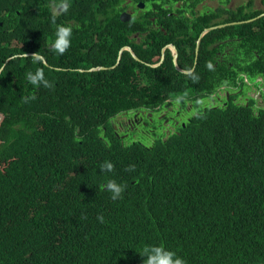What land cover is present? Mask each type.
Here are the masks:
<instances>
[{"label":"trees","instance_id":"obj_1","mask_svg":"<svg viewBox=\"0 0 264 264\" xmlns=\"http://www.w3.org/2000/svg\"><path fill=\"white\" fill-rule=\"evenodd\" d=\"M226 1L203 5L210 10L195 15L193 28L172 15L166 34L153 33L155 50H136L151 62L172 42L178 65L191 70L206 27L242 21L207 32L194 70L185 73L169 49L156 67L125 51L115 69L80 70L115 64L140 26L149 29L151 10L123 22L117 0H0V264H143L147 245L172 250L186 264H264V105L254 96L239 103L232 92L246 84L244 74L264 75V16L255 18L264 0L253 10L256 0L236 10L223 7ZM174 2L156 11L167 15ZM188 6L195 13L197 4L175 9ZM58 25L72 29L63 55L50 49ZM183 29L185 36L177 33ZM21 52H38L45 63ZM128 64L151 82L150 110L198 105L221 89L227 97L196 107L167 134L149 124L153 116L119 128L117 114L143 108L130 67L110 85V74ZM38 68L51 88L26 81ZM105 162L114 170L102 171ZM130 165L134 171H126ZM108 180L126 186L121 198L111 199Z\"/></svg>","mask_w":264,"mask_h":264},{"label":"clouds","instance_id":"obj_2","mask_svg":"<svg viewBox=\"0 0 264 264\" xmlns=\"http://www.w3.org/2000/svg\"><path fill=\"white\" fill-rule=\"evenodd\" d=\"M206 0H201V2L199 3V5L201 3H203ZM241 5V4H240ZM62 7L64 8V10H67V4L65 3L64 5H62ZM234 9L236 10L238 8V6H233ZM260 7H257L256 5L253 6V9H259ZM249 11V10H248ZM264 13V12H263ZM264 16V15H263ZM261 16V17H263ZM256 18V17H255ZM249 21H253L255 19L251 18L248 19ZM248 20H244V21H248ZM242 22L241 20H235V21H231V22H227V23H231V24H236V23H240ZM226 24V23H224ZM219 25V24H218ZM210 27V26H209ZM207 28V27H206ZM71 36H72V29L70 26H64V25H58L56 32H55V40L52 42V44L50 45V49L52 52L58 54V55H63L65 54V52L67 51V49L70 47L71 45ZM133 37L135 38V44L133 45H123L121 47L122 51L120 53L119 51V55L117 57V61L118 58H122V55L125 51H128L131 53V55L139 61L145 62L147 63L148 66L151 67H156L159 66L162 61V55L164 54V58H165V52L167 49H169L171 51L172 54H174V49H172V47L169 44H173L176 48V53L177 55L178 53V48L177 46L170 42L167 43L163 48H162V52H161V58L160 60H153L151 62H147L145 60L142 59V57H140L137 53L136 50H138V48L143 44L142 38H141V32L138 31L136 33L133 34ZM203 38V37H202ZM101 45V44H100ZM120 49V50H121ZM101 59L106 61L108 59H110L107 54L105 52L102 51V54L100 55ZM19 57L21 59H27L29 57V55L25 52H21L19 54ZM31 60L34 63H45L44 61V57H42L38 52L33 53L31 56ZM174 57V55H173ZM196 59V57H195ZM121 60V59H120ZM119 60V62H120ZM109 66H105V65H101L99 64L98 66H93L90 68H80V70H82L83 72H92V71H99V70H108V69H115L119 62ZM174 61V58H173ZM178 63V62H177ZM154 65V66H153ZM130 67V74H131V81L134 85L135 88V94L136 97L138 99V101L141 103V105L143 106L142 109L139 110H127V111H123L122 113L117 114V117L119 118L118 121L122 118V115H128V118H130V122L125 123V125H134V124H139L141 122H145V119L148 118L150 112L151 115L149 116V119L152 118V116L155 113V110L159 111V106L156 107V109L154 110H150L147 107H145L146 105H149L150 102L147 98L146 95V87H149V90H151V82H149L142 74V72L139 69L134 68L131 64L125 65L119 69H117L116 71H114L112 74H110L109 78H110V85L112 86V88L120 82V80L122 79L123 76V72L126 69V67ZM180 67V66H179ZM208 67L211 68L212 65L208 64ZM181 68V67H180ZM185 70V69H184ZM244 78L245 81L249 80V77L246 76L244 74ZM256 78H259L262 82V86L264 84V75H257L255 76ZM25 79L28 83H30L31 85H33L36 88H39L40 86H43L44 88H51L52 84L45 78V74L42 68H38L34 73L29 71L26 73ZM254 84V83H253ZM264 89V88H263ZM220 91V90H219ZM214 92V93H218ZM212 93V94H214ZM209 97V96H207ZM29 99H34V97H23L22 100L24 103H27ZM168 101L171 100V98L167 99ZM248 101V100H247ZM220 105V104H218ZM172 108H174V105H171ZM180 111V110H179ZM161 114H159L158 116L160 117ZM187 120H190L189 118ZM186 120V121H187ZM117 121V122H118ZM123 123H119V125H123ZM81 160V158H80ZM100 168L102 171H108L111 172L114 170V165L111 162H105L103 164L100 165ZM135 170V165H130L126 171H134ZM126 186L118 184L115 180H108L106 183V189L108 192L111 193V199L112 200H117L119 198L122 197V193L124 191ZM98 220H100L101 223H103L104 221V217L103 216H98L97 217ZM140 255L142 257H145V259L143 260V264H186V261L184 260V258L178 256L174 251L172 250H168L166 248H164L163 246H158V245H147L144 246L143 249L140 252Z\"/></svg>","mask_w":264,"mask_h":264},{"label":"rangeland","instance_id":"obj_3","mask_svg":"<svg viewBox=\"0 0 264 264\" xmlns=\"http://www.w3.org/2000/svg\"><path fill=\"white\" fill-rule=\"evenodd\" d=\"M156 1L159 2V0H156ZM245 1H248V0L226 1V2L222 3V6L223 7L239 6L240 4L244 3ZM204 2H207V1H204ZM204 2L201 3L199 5V7L202 8L204 5ZM151 3L152 2H146V6H151ZM166 6H168V4H166ZM256 6L257 7L260 6L259 0H256ZM139 7H143V5H141ZM143 10H144V8H141V9L137 8L136 13H139ZM209 10H210V8L206 7L204 9H202L201 11H199L198 13H204V11H209ZM188 12L190 13L191 10L189 9ZM189 13L186 12L184 14L185 16H178V17L174 16L173 19L180 21V22H183V23H188L190 25V27L193 28V23H192L193 20L191 19V21H190L189 16L191 17V15ZM263 88L264 87L262 86V82L259 78H256V77L250 78L249 77V80H246L245 85H243L242 87L235 88L232 92L245 94V96L242 94L238 96V99L241 100V101H237L239 103L242 101H245L246 96L248 97L247 100H249V97L254 96L257 99L258 106H261V105H264L263 96H262V90H264ZM226 95H227V90L221 89L217 94H215L213 96L206 97V98L202 99L201 101H199L198 105L194 104L195 106L193 105L192 102H189V103L186 102L185 105L186 104H188V105L186 107H184L185 105L182 102H179V104H178L175 101V106H173L174 108H172L171 104H168V106H166L160 112L155 110V113L153 115L154 119L149 124L150 125H159L160 124L161 126H159L158 128L163 127L162 128L163 131L161 134H167V133L173 132L176 130V127H177V124L175 123L176 120L179 123L186 121L188 118H190V116L194 115L197 112L196 107L200 108V107H205V106H216L218 104L222 105L224 102V99L227 97ZM255 106L258 107L257 105H255ZM159 114H161L160 117L158 116ZM165 114H166V116H164ZM150 115H151V112H150L149 116ZM149 116H148V118H149ZM162 116H164V117H162ZM115 121L116 120L114 119V124H115ZM123 122H124L123 125H125V123L130 122V118H128V115H122V118L118 121V123H123ZM123 125H119V128H122ZM120 131H122V129ZM154 139L155 138H153V137H149L148 141L150 143H152Z\"/></svg>","mask_w":264,"mask_h":264},{"label":"flooded vegetation","instance_id":"obj_4","mask_svg":"<svg viewBox=\"0 0 264 264\" xmlns=\"http://www.w3.org/2000/svg\"><path fill=\"white\" fill-rule=\"evenodd\" d=\"M117 1L119 2L120 7L124 9L121 11V13L122 12H128L129 13V15H130L129 21L132 19L137 20L141 16H143L145 12H147L149 10L152 11V14L148 16V21L145 23L149 27V29L143 28L141 26L139 28V30L141 32V38L143 41V44L138 48V52L140 54H142V52L144 50H148V48H152L153 50L156 49L154 47V45L156 43L154 34L160 35V32H163L164 34H166L165 29L170 28L171 24L174 23V21L172 20V18H173L172 15H174L176 17L185 16L184 14L186 12L189 13L188 12L189 9L191 10V7L188 6L186 11L178 12L177 9H175L176 7L180 6L181 4H186V5L197 4V8L194 10L195 13H192V10L189 13L191 15V17L189 16L190 21H191V19L193 20L192 23L197 22L194 20V17H195V15L199 14L198 13L199 11H201V7H199L200 1H196V0H175V2L173 4V11L172 12H166L167 15H165L164 12H161V14H159V12L156 11V4H161L162 2H164L166 0H159V2H157L156 0H117ZM206 1L207 2H204V5L206 4V6L214 7L218 4V1H220V0H206ZM229 1H231V0H229ZM146 2H152L151 6H146ZM141 4L143 5V7H139V6H141ZM166 4H168V6H166ZM166 4H165V7L168 8L171 3H166ZM231 7H233V6H228L229 9ZM137 8H139V9L144 8V10L139 12V13H136ZM120 16H121V14H120ZM228 16H229L228 13L224 15L225 18H227ZM213 20H216V19L213 18ZM195 28H197V27H195ZM177 33L181 36H185L187 34V31L185 29L177 30ZM170 34H171V32H170ZM178 53H179V50H178ZM215 94H217V93L212 94V96ZM241 94L245 96L244 93H239V95H241ZM238 96L235 98L236 100H240V99H238ZM245 98H246L245 99V101H246L248 97L246 96ZM246 103H247V101H246Z\"/></svg>","mask_w":264,"mask_h":264},{"label":"water","instance_id":"obj_5","mask_svg":"<svg viewBox=\"0 0 264 264\" xmlns=\"http://www.w3.org/2000/svg\"><path fill=\"white\" fill-rule=\"evenodd\" d=\"M141 5H142V4H141ZM263 15H264V13H261V14L258 15L256 18H259V17H261V16H263ZM120 17H121V20H122L123 22L129 21V19H130V15H129L128 12H122ZM253 19H255V18H253ZM248 21H249V20H248ZM2 24H3V23L0 22V25H2ZM226 24H229V23H226ZM226 24H219V25L210 26V27L205 28V29L201 32V34H200V36H199V38H198V41H197L195 65H196V61H197V58H198V49H199V44H200V41H201L202 37H203L207 32H209L210 30H212V29H214V28H216V27H219V26H224V25H226ZM169 45L172 47V49H174V54H173V55H174V64H175L176 68H177L178 70L182 71V72H185V73L192 72V71L194 70V68H195V65H194V67H193L191 70H184V69H181V68L179 67L178 63H177L178 55H177V53H176V48H175V46H174L173 44H169ZM122 49H123V48H122ZM122 49L120 50V53H121ZM27 54H28V55H31V53H27ZM7 59L9 60V59H11V58H7ZM120 59H121V58H118L117 63L119 62ZM163 59H164V54L162 55V60H163ZM3 66H4V65H3ZM153 66H154V65H153ZM2 70H3V67L0 68V73H1Z\"/></svg>","mask_w":264,"mask_h":264},{"label":"crops","instance_id":"obj_6","mask_svg":"<svg viewBox=\"0 0 264 264\" xmlns=\"http://www.w3.org/2000/svg\"><path fill=\"white\" fill-rule=\"evenodd\" d=\"M260 1V6L259 7H261L262 5H261V0H259Z\"/></svg>","mask_w":264,"mask_h":264}]
</instances>
